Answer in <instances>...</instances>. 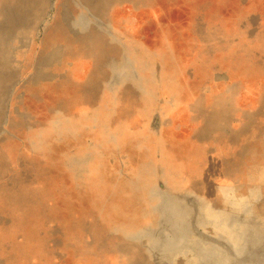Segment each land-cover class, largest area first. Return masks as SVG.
I'll return each instance as SVG.
<instances>
[{"label": "rangeland", "instance_id": "374dc122", "mask_svg": "<svg viewBox=\"0 0 264 264\" xmlns=\"http://www.w3.org/2000/svg\"><path fill=\"white\" fill-rule=\"evenodd\" d=\"M0 264H264V0H0Z\"/></svg>", "mask_w": 264, "mask_h": 264}]
</instances>
